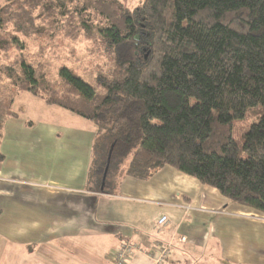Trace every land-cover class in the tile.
<instances>
[{
  "label": "trees",
  "instance_id": "trees-1",
  "mask_svg": "<svg viewBox=\"0 0 264 264\" xmlns=\"http://www.w3.org/2000/svg\"><path fill=\"white\" fill-rule=\"evenodd\" d=\"M20 1L0 0V99L11 97L0 112V163L5 123L29 94L91 122L97 141H108L90 175L99 189L127 159L120 179L146 181L171 167L264 215V0ZM29 37L62 52L60 39L89 43L96 63L83 73L61 66L56 91L26 61ZM253 111L236 140L235 123Z\"/></svg>",
  "mask_w": 264,
  "mask_h": 264
},
{
  "label": "crops",
  "instance_id": "crops-1",
  "mask_svg": "<svg viewBox=\"0 0 264 264\" xmlns=\"http://www.w3.org/2000/svg\"><path fill=\"white\" fill-rule=\"evenodd\" d=\"M22 96L1 146L0 264H116L123 243L129 264H155L162 248L163 264H264L263 214L171 167L96 190L97 127L50 106L21 113Z\"/></svg>",
  "mask_w": 264,
  "mask_h": 264
},
{
  "label": "rangeland",
  "instance_id": "rangeland-1",
  "mask_svg": "<svg viewBox=\"0 0 264 264\" xmlns=\"http://www.w3.org/2000/svg\"><path fill=\"white\" fill-rule=\"evenodd\" d=\"M24 0H21L20 2H23ZM131 1L128 5L130 8H136L138 7L144 0H129ZM25 41V45L27 48V54L26 61L31 63L34 67L38 68L39 73H46V76L48 77V80L51 81L52 87L56 91H62L63 86L62 83L58 80L57 77V71L59 68L63 65H67L68 67L78 68L79 71L83 73L84 71V65H91L92 62L96 63V59L94 55L92 54L93 46L89 43H84L83 41L80 43H73L69 41H63L61 40V46L64 47V51L62 52L60 49H56V47H53V44L50 40L47 38H40L35 40V37H29L27 39H23ZM60 40L58 42H60ZM58 44V43H56ZM16 53H13V60L16 58ZM20 59L17 55V60L14 62V64H7L11 65L12 68H17L16 65H18ZM18 61V62H17ZM6 65V64H5ZM41 73V74H42ZM1 81L6 82V77L3 78ZM11 92V90H10ZM10 96H6L0 99V112L2 115L7 113V108L9 106ZM25 99V101H24ZM29 99V100H27ZM16 109L20 110L21 113L27 111L35 114L36 116L41 117H48L47 115L52 116L53 113L50 112V108L48 106H45L42 101H40L37 98H34L30 95L24 94V96L20 97L17 101ZM52 109H55V111H60L64 115H70L69 113L62 111L60 108L54 107ZM257 113L251 112L248 114V116L242 120L238 121L234 125V131L235 135L234 138L236 140H239L244 133H247L250 129V126L252 123L256 120ZM98 150L96 152V168L98 165H100L102 162L105 161V153H102L103 149H106L108 146V141L104 139H99L98 141ZM116 161V164L112 168L111 171V181L116 179L117 177V170L126 167L128 165V160L122 161L120 164ZM94 180H97L95 177ZM93 188L98 190V187L96 186L95 182H93Z\"/></svg>",
  "mask_w": 264,
  "mask_h": 264
},
{
  "label": "built area",
  "instance_id": "built-area-1",
  "mask_svg": "<svg viewBox=\"0 0 264 264\" xmlns=\"http://www.w3.org/2000/svg\"><path fill=\"white\" fill-rule=\"evenodd\" d=\"M168 223V218L163 217L159 220L158 226L163 227ZM185 240H181L184 242ZM135 247L128 243H123L120 249L115 253L116 264H129L130 259L134 253ZM159 257L155 260V264H163L167 259L169 250L167 248H162L159 250Z\"/></svg>",
  "mask_w": 264,
  "mask_h": 264
}]
</instances>
